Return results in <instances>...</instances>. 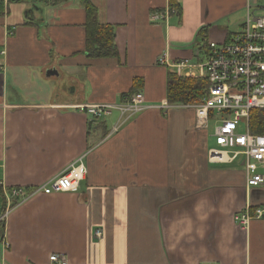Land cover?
<instances>
[{
    "label": "crops",
    "instance_id": "crops-1",
    "mask_svg": "<svg viewBox=\"0 0 264 264\" xmlns=\"http://www.w3.org/2000/svg\"><path fill=\"white\" fill-rule=\"evenodd\" d=\"M0 1V264H50L53 254L67 264H264V215L246 228L233 220L264 209V182L247 188L241 162L209 161L217 120L199 129L192 108H160L175 74L166 65L197 73L200 41L240 31L250 0H90L114 27L117 59L87 58L77 0ZM136 78L145 111L78 110L124 104ZM78 159L77 192L6 198Z\"/></svg>",
    "mask_w": 264,
    "mask_h": 264
},
{
    "label": "built area",
    "instance_id": "built-area-1",
    "mask_svg": "<svg viewBox=\"0 0 264 264\" xmlns=\"http://www.w3.org/2000/svg\"><path fill=\"white\" fill-rule=\"evenodd\" d=\"M164 18V14L153 17L156 21ZM204 41V59L193 66L197 73H184L185 68L192 67L187 61L166 66L172 67L178 77L204 79L209 83L205 98L182 106L194 110L199 129H206L211 119L217 120L213 129L215 147L208 151L209 161L241 162L246 174V187H257L264 182L258 173L264 165V136L251 134L248 122L251 111L264 110V14L256 17L249 13L241 30L224 42ZM164 59L160 58L158 64L165 66ZM147 108L144 97L136 94L118 107L82 106L78 110L93 118H104L114 109L122 116H131ZM160 108L168 110L171 106L164 101ZM241 128L244 133L239 132ZM85 176L86 167L82 159H78L48 184L29 190L13 188L7 191L6 198L24 202L40 194L75 193ZM263 215L264 209L258 208L253 215L249 211L235 214L233 220L239 227L246 228L252 219H260ZM48 260L50 264H67L57 254L50 255Z\"/></svg>",
    "mask_w": 264,
    "mask_h": 264
},
{
    "label": "trees",
    "instance_id": "trees-1",
    "mask_svg": "<svg viewBox=\"0 0 264 264\" xmlns=\"http://www.w3.org/2000/svg\"><path fill=\"white\" fill-rule=\"evenodd\" d=\"M21 1V0H18ZM51 7L65 4L72 0H41ZM85 11L84 53L89 59H117L118 51L114 43V27L101 24L98 21V11L90 0H77ZM174 1V0H173ZM172 1V2H173ZM3 2L0 1V13L3 10ZM175 11V10H174ZM140 79H134L130 91L126 97L131 98L142 87ZM209 83L204 79L178 77L169 73L166 80V101L170 105H186L194 103L207 96ZM249 130L253 135L264 136V110H253L249 115ZM9 191V190H8ZM0 201H4L0 190ZM5 206V203H4Z\"/></svg>",
    "mask_w": 264,
    "mask_h": 264
},
{
    "label": "rangeland",
    "instance_id": "rangeland-1",
    "mask_svg": "<svg viewBox=\"0 0 264 264\" xmlns=\"http://www.w3.org/2000/svg\"><path fill=\"white\" fill-rule=\"evenodd\" d=\"M256 1L258 2L257 5H253V0H250V4H251V8H252L251 9L252 10L251 13H254L256 17H260V16H262L264 14V11H263V9H258V7H263L264 8V0H256ZM246 17H247V11L244 14V18H243L244 22L246 20ZM203 40H207V39H203ZM203 40L200 41L201 42L200 48H203V45L205 46V41L203 42ZM204 55H205V51H204V49L203 50L201 49V53L198 56V61H196L195 63L199 64L201 61H203ZM213 127H214V123L210 122L209 123V129H208L209 134H212ZM241 127H242V125H241ZM239 132L240 133H244V129L241 128L239 130ZM209 144H210L211 147H215L214 141H212V142L210 141Z\"/></svg>",
    "mask_w": 264,
    "mask_h": 264
}]
</instances>
